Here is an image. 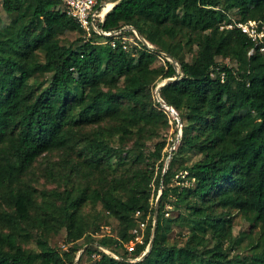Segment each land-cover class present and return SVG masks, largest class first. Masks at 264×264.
I'll use <instances>...</instances> for the list:
<instances>
[{"label":"trees","instance_id":"obj_1","mask_svg":"<svg viewBox=\"0 0 264 264\" xmlns=\"http://www.w3.org/2000/svg\"><path fill=\"white\" fill-rule=\"evenodd\" d=\"M0 5L14 14L0 20V264H73L81 249L77 264L93 252L101 253L93 264H264V54L256 48L247 54L252 42L240 29L219 28L232 13L237 22H264V0H119L99 26L133 27L152 46L138 41L134 56L93 43L104 39L96 33L85 40L55 0ZM67 30L77 37L61 45L58 35ZM194 38L196 51L187 61L183 49L190 52ZM217 56L232 62L222 64V82L208 74L220 64ZM155 63L163 64L159 78ZM42 74L46 81H38ZM172 77L158 95L176 111L181 133L162 177L168 152L143 147L175 125L155 97L157 79ZM195 147L201 157L188 163ZM52 151L61 165L44 166L42 175L63 190L37 194L25 175ZM178 171L194 183L169 184ZM160 187L150 249L129 261L151 238ZM87 204L101 212H85ZM235 213L249 223L237 236ZM104 219L117 222L116 235L100 232ZM143 220L142 244L117 252V243L131 239ZM172 223L187 224L180 241L171 239ZM60 229L67 250L49 243ZM31 240L34 247L23 245Z\"/></svg>","mask_w":264,"mask_h":264},{"label":"built area","instance_id":"obj_2","mask_svg":"<svg viewBox=\"0 0 264 264\" xmlns=\"http://www.w3.org/2000/svg\"><path fill=\"white\" fill-rule=\"evenodd\" d=\"M58 2V6L62 9L68 16H70L82 31V36L85 40L92 38L94 33L101 35L103 40H95L93 43L109 46L110 48L120 47L122 50L130 52L132 56L135 54V49L138 48V41L141 42L148 49L152 50V46L146 42L144 44L136 35V30L131 26H123L114 30H104L99 26L104 19V16L108 10H105L106 4L110 0H55ZM112 7V6H111ZM238 28L241 32L247 35V37L252 42V47L248 50L247 54L251 55L254 48H256L260 53L264 54V22H259L255 20H248L246 22H237L231 19L230 22H222L219 25L220 29L228 28ZM122 31H131L132 34H122ZM134 49V50H133ZM228 65V64H227ZM222 65H212L209 67L208 74L211 78L218 77L222 82L225 77V72L221 70ZM155 97L161 108H164L169 112L172 119L175 121V126L179 130L178 115L176 111L169 105L162 103L156 92L155 87ZM186 171L179 174H175L176 178H184L186 176ZM159 191V190H158ZM139 211H136L134 215H138ZM167 215V213H165ZM108 232V226H103ZM146 228V220L139 221L138 224L132 228L131 233L133 237L126 241H119L116 245L119 249H123L128 253L134 251L137 244H142L144 231ZM98 235V234H96ZM96 244V243H95ZM97 245V244H96ZM98 248L115 258H120V256L115 253L112 249L106 248L102 245H97ZM147 246V245H146ZM68 244L62 243V250H67ZM146 247L142 251L141 255L144 253ZM82 250V249H81ZM79 250V251H81ZM78 251V252H79ZM77 252V253H78ZM140 255V256H141ZM140 256L135 258H128L129 261H137ZM101 257V253L93 252L89 255V264H93ZM77 258V257H76Z\"/></svg>","mask_w":264,"mask_h":264},{"label":"rangeland","instance_id":"obj_3","mask_svg":"<svg viewBox=\"0 0 264 264\" xmlns=\"http://www.w3.org/2000/svg\"><path fill=\"white\" fill-rule=\"evenodd\" d=\"M112 6V5H111ZM111 8V7H110ZM14 14H7L4 12V10L2 9L1 5H0V20L4 23H7L10 19L13 18ZM230 17L232 19H235V15L234 13L230 14ZM77 37V33L75 31L72 30H67L64 31L63 33L58 35V41L59 44L61 45H69L72 42H74L75 38ZM197 39L194 38V44L192 46L191 51H187L185 49H183V57L185 60L190 61L191 60V56L193 53H195L196 51V43H197ZM75 45V44H74ZM216 61L219 62L221 65L222 64H228V63H232L229 59L227 58H223L221 56H217L215 57ZM40 61H43L42 56H40L39 58ZM163 69V64L162 63H155L152 67V70L154 72V74L156 75L157 78H159L160 74H161V70ZM38 81H46L48 78V74H42V75H38ZM165 80V79H164ZM158 84L160 82H162L163 80H159L157 79ZM175 125H169V127L163 131H161L159 133V136L157 138H152V139H147L144 141L145 145L143 147V151L147 152L149 149L150 150H157L159 147L162 148V153L165 154V152H170V150L172 151L174 148L175 143L177 142L179 136L177 137V128H176V137L174 136L175 133ZM181 133V130H180ZM133 143V139L128 140L125 142V147H130ZM199 147H195L193 149L192 152L188 153V163L191 162L192 160H195L197 158L201 157V152L198 151ZM74 153H72L70 156L74 157L73 155ZM167 157V156H166ZM60 156L58 154V152L52 151L49 152L47 154L44 155L43 158H39L32 166L31 171L28 173V175H25V180L28 183H31L37 190V194L40 191H51V190H63V185L61 182H55L54 179L48 178L46 176L42 175V171L44 169V166L46 165H53L56 168H59V165H61V163L59 162ZM166 162V158L164 160V165ZM59 164V165H58ZM116 172V171H114ZM183 171H178L176 174H179ZM175 175V174H174ZM173 175V177L169 178L168 182L169 184H177L180 183L182 185H191L194 182L188 181L187 179H183L182 178H176ZM91 183L94 186V179H92ZM157 194H154L153 196V200L155 203V199ZM37 200H39V195L37 196ZM170 205H166L165 206V210H168V213H170ZM85 212H89V214L92 212H101L100 210V206L96 205L95 206V211H93L92 207L90 204H87L84 208ZM102 224V230L100 232H106V229L103 226H108V230L110 229V231L112 232V234L116 235L117 231L119 229V225L117 224V222L115 220H111V219H104L101 221ZM169 227L172 229V233H171V239H175L180 241V237L181 236H185L184 234H187V224L185 223H172L169 224ZM249 229V223L243 218L242 215L235 213L232 217V231H233V235H238L240 232L242 231H246ZM254 232V230H252ZM34 233L35 234H40L43 235V232L41 229H34ZM64 229H60L56 234L53 235H49V243L52 247L54 248H61V244L63 243V238H64ZM81 241L76 242L74 245L78 246L80 244ZM213 241L209 242V246H212ZM23 245L26 246H33L34 247V242L33 240H31L30 242H27ZM117 252L122 253L123 250L122 249H118L117 248ZM238 252L240 254L243 253V250L239 249ZM84 263L82 264H88L89 259L85 258V260L83 259ZM74 264V263H73Z\"/></svg>","mask_w":264,"mask_h":264},{"label":"water","instance_id":"obj_4","mask_svg":"<svg viewBox=\"0 0 264 264\" xmlns=\"http://www.w3.org/2000/svg\"><path fill=\"white\" fill-rule=\"evenodd\" d=\"M118 1H119V0H110V2L112 3V6L115 5ZM136 35H137V37H138V38H139L144 44H146V41L144 40V38H143V37H142L137 31H136ZM163 54L167 57V59H169V60L173 63L174 66L177 65L176 61H175L171 56H169V55H167V54H165V53H163ZM175 78H176V77L167 78V79L163 80L162 82H160L159 84H157V85H156V92L158 93V89H159V87L163 86V85H164L165 83H167V82H170V81L174 80ZM177 123H178V125H179V130H178V132H177V137H178V136H180V120H179V118H178ZM171 152H172V151L170 150V152L168 153V155H167V157H166V162H167L168 159L170 158ZM165 169H166V163H165L164 168H163V171H162V177H163V174H164V172H165ZM160 193H161V187L159 188V191H158V193H157V196H156V199H155V203H154V212H153V221H152V229H151V238H150L149 242L147 243V246H146V249H145L144 253L140 256L139 259H137V261L140 260V259H142V258L148 253V251H149V249H150V246H151V243H152V239H153V237H154V233H155V222H156V218H157V212H158V205H159V196H160ZM81 251H82V250H81ZM81 251H79V252L77 253V257L80 255ZM74 264H77V258L75 259Z\"/></svg>","mask_w":264,"mask_h":264},{"label":"bare ground","instance_id":"obj_5","mask_svg":"<svg viewBox=\"0 0 264 264\" xmlns=\"http://www.w3.org/2000/svg\"><path fill=\"white\" fill-rule=\"evenodd\" d=\"M112 3L110 1L107 2L105 10H108L111 7Z\"/></svg>","mask_w":264,"mask_h":264}]
</instances>
